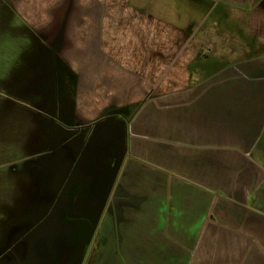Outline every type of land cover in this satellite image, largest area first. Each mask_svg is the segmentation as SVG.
Returning a JSON list of instances; mask_svg holds the SVG:
<instances>
[{"label": "crops", "instance_id": "1", "mask_svg": "<svg viewBox=\"0 0 264 264\" xmlns=\"http://www.w3.org/2000/svg\"><path fill=\"white\" fill-rule=\"evenodd\" d=\"M201 1L192 5L193 12L201 13ZM2 7V18L17 16L28 37L24 60L13 64L18 79L48 85L46 94L42 88L39 94L48 101L55 95L65 107L30 111L38 130L43 132L42 123L53 136L63 128L89 129L84 142L77 135L66 139L64 156L55 153L39 161L34 178L43 196L40 190H50L72 158L67 178L88 185L76 197L77 205L102 197L85 264H264V191L258 192L254 181L243 202L235 187L220 194L214 175L199 170L204 163L212 169L220 160L212 136L217 114L199 102L238 78L204 71L195 16H177L173 23L130 0H0ZM261 79L255 80L254 99L261 97ZM64 85H73V98ZM240 94L247 99L250 88ZM175 97L182 99L175 106L158 104ZM119 116L125 128L116 121ZM191 123L208 138L193 142L189 152L180 134ZM117 126L132 142L130 151L120 145L124 165L114 179L106 158ZM82 144H90L86 154L92 157L80 161ZM155 153H161L160 160L155 161ZM78 160L75 176L71 172ZM92 168L95 178L87 173ZM104 176L112 182L108 195L93 183ZM71 184L67 194L74 189Z\"/></svg>", "mask_w": 264, "mask_h": 264}, {"label": "rangeland", "instance_id": "2", "mask_svg": "<svg viewBox=\"0 0 264 264\" xmlns=\"http://www.w3.org/2000/svg\"><path fill=\"white\" fill-rule=\"evenodd\" d=\"M130 1L143 11L166 17L173 23H176L177 16H195L198 33L203 40L204 71L215 70L218 78H238L233 83L221 86L220 90H214V93L209 91L205 94L207 97L203 96L204 99L199 102L217 114V120L213 123L217 129L212 136L218 141L217 147L220 146L217 150L220 158L218 164L215 163L210 169L204 163L199 170H207L214 175L216 182L213 184L217 185L220 194L228 195L235 187L243 202L247 197L246 192L250 194L252 191L254 181L258 185V192H263L264 0H202L200 14L198 10H191L196 0ZM4 9L0 8V176L8 180H0V264H85L91 237L97 234L95 231L101 216L102 197L84 198L77 205L76 197L79 198L83 187L87 188L88 185L84 180L77 182L71 175L67 178L72 158L71 164L67 163L65 175L61 174L53 185L50 184L49 189L52 191L45 187L40 190L43 196L38 194L34 178L41 169L39 161L48 155L55 156V153L58 158L61 152L64 156L66 139L77 135L84 142L88 139L89 129L86 126L79 130L63 128L57 136H53L47 133L42 123L43 132L38 130V123L30 111L43 109L49 113L56 108L61 112L65 107L57 96H52L48 101L45 95L39 94L41 88L46 94L44 88L48 85L18 79V65L13 67V64H20L24 60L28 37L23 34L24 24L17 16L2 18L6 13ZM200 16L203 17L199 20ZM246 79L249 81L244 82ZM260 79L262 94L254 99L253 89ZM64 87L69 89L66 96L73 98V85ZM248 87L250 95L242 100L240 93ZM180 101V97H175L172 100H160L158 104L172 107ZM190 101L193 102V99ZM192 106L195 107V104ZM54 115L52 117L57 121ZM242 119H245V127L242 126ZM116 121H121L122 127H126V121L121 116ZM197 129L191 123L180 134L189 152L197 141L204 142L208 138ZM129 130L131 133L134 131L131 128ZM109 137L115 144L106 161L108 167L113 169L112 177L115 179L121 172V165H124L120 161L124 158L120 145L124 152L130 151L132 141L125 131L122 133L120 126ZM157 140L154 139V142ZM82 146L78 147L82 150L80 161L83 157H89L86 153L90 150V144ZM78 149H75V153ZM160 154H153L155 161L160 160ZM79 160L72 175L77 176L75 173L78 172ZM96 171L92 168L87 173L95 178L98 174ZM102 179L93 181L94 186L101 189L104 186L103 191L108 195L112 182L105 176ZM71 182L75 184L74 189L72 187L67 194ZM76 187H81L80 191L77 192ZM88 208L93 210L85 212Z\"/></svg>", "mask_w": 264, "mask_h": 264}]
</instances>
